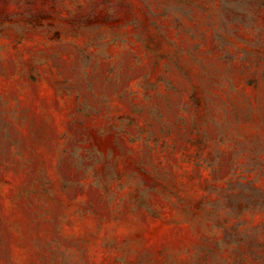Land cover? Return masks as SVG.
<instances>
[{"label":"rangeland","instance_id":"obj_1","mask_svg":"<svg viewBox=\"0 0 264 264\" xmlns=\"http://www.w3.org/2000/svg\"><path fill=\"white\" fill-rule=\"evenodd\" d=\"M0 264H264V0H0Z\"/></svg>","mask_w":264,"mask_h":264}]
</instances>
